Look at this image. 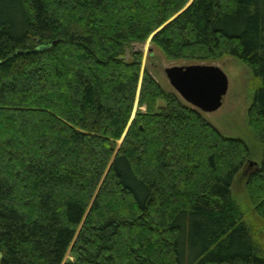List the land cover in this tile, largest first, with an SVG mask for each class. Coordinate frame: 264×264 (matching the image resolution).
<instances>
[{
    "label": "trees",
    "instance_id": "16d2710c",
    "mask_svg": "<svg viewBox=\"0 0 264 264\" xmlns=\"http://www.w3.org/2000/svg\"><path fill=\"white\" fill-rule=\"evenodd\" d=\"M241 61L240 138L165 90L134 45ZM264 0H0V264H264Z\"/></svg>",
    "mask_w": 264,
    "mask_h": 264
},
{
    "label": "rangeland",
    "instance_id": "374dc122",
    "mask_svg": "<svg viewBox=\"0 0 264 264\" xmlns=\"http://www.w3.org/2000/svg\"><path fill=\"white\" fill-rule=\"evenodd\" d=\"M134 50L143 52L142 67L148 68L165 90L171 89L164 73L165 68L197 63L184 60H169L158 49L150 47L148 42L144 45H134ZM203 64L220 67L228 81L227 93L221 107L215 112L204 113L203 117L222 134L243 139L252 149L251 160L255 163L259 162L261 146L246 123V112L253 96V88L259 81L253 78L249 69L241 61L230 56H224ZM245 179L246 174L243 172L236 176L232 185V193L245 211V220H247L249 225L256 227L259 240L264 242V227L260 225L261 220L255 214L249 202L244 186Z\"/></svg>",
    "mask_w": 264,
    "mask_h": 264
},
{
    "label": "water",
    "instance_id": "95a60500",
    "mask_svg": "<svg viewBox=\"0 0 264 264\" xmlns=\"http://www.w3.org/2000/svg\"><path fill=\"white\" fill-rule=\"evenodd\" d=\"M170 87L187 104L200 112L217 111L224 102L228 81L224 71L203 63L164 69Z\"/></svg>",
    "mask_w": 264,
    "mask_h": 264
}]
</instances>
